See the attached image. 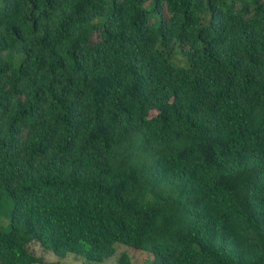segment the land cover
<instances>
[{"label":"trees","instance_id":"16d2710c","mask_svg":"<svg viewBox=\"0 0 264 264\" xmlns=\"http://www.w3.org/2000/svg\"><path fill=\"white\" fill-rule=\"evenodd\" d=\"M0 217V264H264V0H0Z\"/></svg>","mask_w":264,"mask_h":264},{"label":"rangeland","instance_id":"374dc122","mask_svg":"<svg viewBox=\"0 0 264 264\" xmlns=\"http://www.w3.org/2000/svg\"><path fill=\"white\" fill-rule=\"evenodd\" d=\"M154 111H151V114H153ZM6 217H0V223L1 224H6ZM124 246V245H123ZM31 251L34 252L35 254H39V257H41L42 255V262L43 264H115V257L121 252V251H125L129 257L131 258V261L137 262L140 259H142V256L144 255L142 251L139 250H132L131 248H125L122 246H119L116 248V252L115 255L113 257H110L109 259L100 262V263H96V262H84L83 260L77 258V257H73L71 255H67L64 258L58 259L54 256H52L51 254H46V253H41L40 248H38L37 245H32L30 247ZM41 254V256H40Z\"/></svg>","mask_w":264,"mask_h":264}]
</instances>
